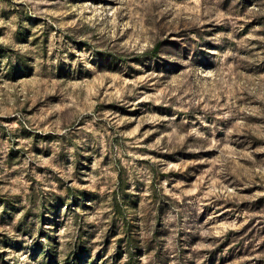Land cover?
Segmentation results:
<instances>
[{
  "label": "rangeland",
  "instance_id": "1",
  "mask_svg": "<svg viewBox=\"0 0 264 264\" xmlns=\"http://www.w3.org/2000/svg\"><path fill=\"white\" fill-rule=\"evenodd\" d=\"M264 264V0H0V264Z\"/></svg>",
  "mask_w": 264,
  "mask_h": 264
},
{
  "label": "trees",
  "instance_id": "2",
  "mask_svg": "<svg viewBox=\"0 0 264 264\" xmlns=\"http://www.w3.org/2000/svg\"><path fill=\"white\" fill-rule=\"evenodd\" d=\"M77 259H79V256H75V257H74V262H73V264L77 263V261H76Z\"/></svg>",
  "mask_w": 264,
  "mask_h": 264
}]
</instances>
